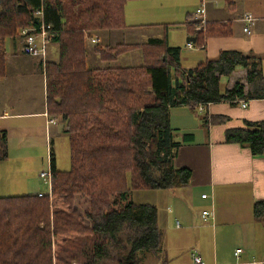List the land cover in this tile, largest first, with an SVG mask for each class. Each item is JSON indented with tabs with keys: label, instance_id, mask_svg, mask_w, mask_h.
<instances>
[{
	"label": "trees",
	"instance_id": "1",
	"mask_svg": "<svg viewBox=\"0 0 264 264\" xmlns=\"http://www.w3.org/2000/svg\"><path fill=\"white\" fill-rule=\"evenodd\" d=\"M126 1L0 0V76L4 37L31 24L51 25L59 56L45 65L46 108L65 118L70 155V168L63 171L50 150L51 202L37 194L0 197V264H141L145 254L160 250L161 229L155 205L132 202L129 191L173 189L191 176L172 162L179 144L171 110L264 98L262 57L253 52L221 50L195 68H182L179 47L150 39L117 44L106 55L95 46L102 59L140 48L141 66L87 69L84 31L124 27ZM211 28L196 31L195 43L213 34ZM238 66L246 70L247 90L240 82L222 89L221 78ZM224 137L254 156L264 154V121L228 129ZM7 156V132L0 130V160ZM77 193L90 196L84 212L89 226L74 207ZM260 205L254 203L256 214Z\"/></svg>",
	"mask_w": 264,
	"mask_h": 264
},
{
	"label": "crops",
	"instance_id": "2",
	"mask_svg": "<svg viewBox=\"0 0 264 264\" xmlns=\"http://www.w3.org/2000/svg\"><path fill=\"white\" fill-rule=\"evenodd\" d=\"M200 6L204 13L199 15ZM248 12L256 20L250 32H244L242 17ZM124 23L122 28L96 30L99 34L93 30L85 33V37L93 44L100 43L102 48L123 42L140 45L150 39H160L170 47L180 48L182 68H195L205 59L215 58L221 50L253 52L262 57L264 75V0H232L231 6L227 0H127ZM207 24L212 25L214 33L205 36L202 44H196V31H205ZM220 24L226 25L218 26ZM4 38L0 130L7 132V119L17 122L23 119L22 128L28 126L25 121L40 116L46 124L48 135L44 146L50 156L53 150L51 135L63 133L64 126L58 125L57 116L47 112L45 65L38 58L20 52L17 37ZM187 42H191L192 47L183 51ZM47 50L49 60L57 61V45L50 42ZM107 61L118 62V67L140 66L142 52L140 48L126 50L116 59ZM107 67L113 66L92 69ZM245 77L246 70L238 66L229 76L221 78V87L230 89L240 82L246 91ZM197 110L180 106L170 112V126L176 130L174 141L179 144L172 162L176 168L190 170L188 183L164 189V193H151L153 201L143 200L142 193H135L143 189L129 191V199L135 203L155 205L154 201L164 196L165 208H161L159 215L157 211L160 250L145 254L141 264H264V206L260 205L258 214L253 208L254 203L264 202V154L254 156L247 146L227 143L224 137L228 129L247 128L248 123L264 121V98L250 99L245 107L238 102L221 101ZM60 118L65 121L64 117ZM48 119L57 127L51 128ZM26 186L22 194L11 196L43 192L40 189L30 191L31 185ZM204 193L207 195L203 198ZM9 196L0 191V197ZM203 210L210 211L205 219L201 215ZM236 249H241L238 255H235ZM194 254L199 256L200 263L194 262Z\"/></svg>",
	"mask_w": 264,
	"mask_h": 264
},
{
	"label": "rangeland",
	"instance_id": "3",
	"mask_svg": "<svg viewBox=\"0 0 264 264\" xmlns=\"http://www.w3.org/2000/svg\"><path fill=\"white\" fill-rule=\"evenodd\" d=\"M76 7V6H75ZM25 27V26H24ZM23 28V27H22ZM21 27L17 30L14 37H17L18 43L20 42V38L18 35L19 30ZM105 30V29H102ZM93 29H86L84 31V44L85 48H87V53L85 52V56L87 57L85 59V66L87 69H92V67L96 68L103 65H112L113 67H107V68H118L117 64L120 65L118 62H112L110 63L107 60H114L119 55L115 56L114 58L107 59V58H101L102 53L100 55L99 52L95 51V46L100 45V43L93 44L86 39L85 33L89 34L92 32ZM96 33L98 31L94 30ZM100 33V32H99ZM98 33V34H99ZM52 42V41H51ZM91 43V44H90ZM120 44V43H117ZM116 44V45H117ZM133 44V43H130ZM115 45V46H116ZM113 47H106L102 48L101 52L105 53L106 55V49L107 48H114ZM185 49H189L185 45L183 46V51H186ZM97 52L96 58L94 53ZM142 52V50H141ZM153 52L152 49H148L147 53L151 54ZM48 57V53H47ZM46 64L50 61L49 58H47ZM100 60H102L100 62ZM108 62L104 64L105 62ZM118 61V60H117ZM45 64V65H46ZM142 64H140L141 66ZM104 69V68H101ZM202 106L199 105L197 107V111H202ZM58 117V125L63 124L64 128L66 127V120L63 122L60 118L61 115H56ZM7 125V146H8V156L6 159L0 160V191H2L4 194L7 195H14V194H22L25 190L26 185H31L30 191H36L37 189L42 190L43 192L47 191V185L43 183L42 179L39 176L40 171H48L49 170V155H48V148L45 145L46 142V124L44 123L43 118L40 116H34L31 117L28 121H25V123L28 126H24L21 128V125L24 123V120H6ZM17 122V123H16ZM51 128H56L57 124L52 123ZM53 139V145L52 149L54 151V158L56 162L57 169L60 170H68L70 168V155H69V146H68V139L67 136L64 133H61L59 135H51ZM43 147H41V145ZM27 188V186H26ZM176 188V187H175ZM167 189V188H164ZM164 189H149L143 191H136L135 193H142V199H150L151 193L158 192V191H165ZM155 190V191H154ZM164 193V192H162ZM113 194H110V200L113 198ZM132 196V192H131ZM153 196V195H152ZM52 197V196H51ZM48 196L49 201L51 202L52 198ZM74 198V207L77 209L81 216V221L84 225L89 224V221H87V218L84 217L85 210L89 209V201L90 196L89 195H81L80 193L75 194ZM133 198V196H132ZM162 199V203H161ZM158 200H155L156 209L158 211V215L161 213V208H165L164 196ZM1 227V224H0ZM1 232V228H0ZM0 236V240H1ZM3 243V239H2ZM1 244V241H0ZM159 252V251H158ZM27 256L29 257L30 252H26ZM162 259L163 256H161ZM163 261V260H161ZM74 264V262H72ZM112 263V262H111Z\"/></svg>",
	"mask_w": 264,
	"mask_h": 264
},
{
	"label": "built area",
	"instance_id": "4",
	"mask_svg": "<svg viewBox=\"0 0 264 264\" xmlns=\"http://www.w3.org/2000/svg\"><path fill=\"white\" fill-rule=\"evenodd\" d=\"M197 13L203 14L204 8L203 6H200V8L197 9ZM36 15H41V11L37 10ZM242 20L244 21L245 25L243 27L244 32H250V28L255 23V17L251 13H245L242 17ZM201 23H204V20L201 19ZM200 29V27H197ZM19 38H20V52L30 55L33 57H36L40 60V62L45 65L47 61V53H48V45L51 42L54 33L51 30L50 24L41 23L39 25H29L26 27H23L18 32ZM92 42H95V38L91 39ZM186 47L191 48L192 43L187 42ZM238 103L240 106L245 107L248 104L247 100H238ZM52 119H48V123H52ZM40 178L42 179L43 183L47 185V191L45 192H38L37 196H49L51 197V172L50 168L48 171H40L39 173ZM206 193L202 194L201 197H206ZM202 217L205 219L210 215V211L203 210L201 213ZM241 249L235 250V255H238L240 253ZM194 262L200 263V258L197 254L193 255Z\"/></svg>",
	"mask_w": 264,
	"mask_h": 264
}]
</instances>
